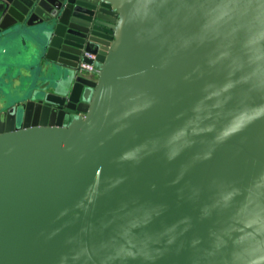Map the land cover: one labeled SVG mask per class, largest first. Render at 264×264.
Listing matches in <instances>:
<instances>
[{
  "label": "water",
  "instance_id": "water-1",
  "mask_svg": "<svg viewBox=\"0 0 264 264\" xmlns=\"http://www.w3.org/2000/svg\"><path fill=\"white\" fill-rule=\"evenodd\" d=\"M15 39L0 264H264V0H0Z\"/></svg>",
  "mask_w": 264,
  "mask_h": 264
},
{
  "label": "rangeland",
  "instance_id": "rangeland-1",
  "mask_svg": "<svg viewBox=\"0 0 264 264\" xmlns=\"http://www.w3.org/2000/svg\"><path fill=\"white\" fill-rule=\"evenodd\" d=\"M16 56L0 58V105L4 107L3 104H6V108H0V111L8 109V105L23 101L39 89L41 84L53 80V76L43 66L39 67V60H32L30 66L22 67L27 65L25 59L15 60Z\"/></svg>",
  "mask_w": 264,
  "mask_h": 264
},
{
  "label": "crops",
  "instance_id": "crops-1",
  "mask_svg": "<svg viewBox=\"0 0 264 264\" xmlns=\"http://www.w3.org/2000/svg\"><path fill=\"white\" fill-rule=\"evenodd\" d=\"M7 44L8 43L3 44V45L0 46V58L1 59L2 58H8V57L16 56L17 55L16 56L17 59H15V60H23V59H25V63L27 65H24L22 67H28V66L31 65L32 58H30L29 56H27L28 50L30 48V44L29 43H26L25 45H23V44H21V41L20 40L15 39L12 42V44H9V45H7ZM28 44H29V46H28ZM42 66H43V69L46 68L45 65H41V67ZM23 101H18V102H23ZM18 102H16L15 104H18ZM5 105L6 104H3L4 107H1L2 105H0V108H6ZM14 105H8L9 107H7V108H10V107H12Z\"/></svg>",
  "mask_w": 264,
  "mask_h": 264
},
{
  "label": "built area",
  "instance_id": "built-area-1",
  "mask_svg": "<svg viewBox=\"0 0 264 264\" xmlns=\"http://www.w3.org/2000/svg\"><path fill=\"white\" fill-rule=\"evenodd\" d=\"M89 58H94L92 55H87ZM80 67L88 72H91L94 70V67L92 65L87 64H81Z\"/></svg>",
  "mask_w": 264,
  "mask_h": 264
}]
</instances>
